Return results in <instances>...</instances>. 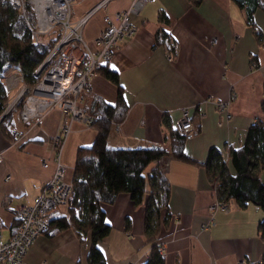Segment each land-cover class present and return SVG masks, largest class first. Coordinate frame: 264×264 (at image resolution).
I'll use <instances>...</instances> for the list:
<instances>
[{
    "label": "crops",
    "instance_id": "0c3cea01",
    "mask_svg": "<svg viewBox=\"0 0 264 264\" xmlns=\"http://www.w3.org/2000/svg\"><path fill=\"white\" fill-rule=\"evenodd\" d=\"M131 5V0H74L70 20L82 35L81 50L97 52L95 39L107 25L104 16L117 23L116 14ZM160 12L167 16L166 22L159 19ZM130 22L134 32L122 40L107 63L118 73L127 105L124 119L111 125L108 146L171 149V131L177 129L183 111L192 117L194 135L184 142V153L193 162L166 156L153 163L164 170L170 185L168 210L160 211L156 240L164 244L163 264H255L264 252V238L258 233L262 210L253 204L241 208L229 200L226 209L210 211L217 196L203 163L210 148L225 152L229 145L239 146L254 121L264 123V11L254 13L260 35L232 0H200L198 4L155 0L132 13ZM252 59L255 68L250 67ZM116 91V84L96 72L85 110L95 115L100 103L114 105ZM221 102L227 104L230 119L220 111ZM63 119L61 110L52 107L16 141L0 129L3 239L18 229V208L32 204L53 174L56 158L51 141L60 133ZM96 133L91 125L69 120L59 151L67 180L72 182L77 149L90 146ZM260 176L264 182V171ZM4 196L10 197L7 204ZM102 208L111 226L98 243L106 263H144L152 248L145 234V198L135 205L122 192ZM54 231L51 225L34 239L23 264H90L89 232L79 236L73 227Z\"/></svg>",
    "mask_w": 264,
    "mask_h": 264
},
{
    "label": "trees",
    "instance_id": "16d2710c",
    "mask_svg": "<svg viewBox=\"0 0 264 264\" xmlns=\"http://www.w3.org/2000/svg\"><path fill=\"white\" fill-rule=\"evenodd\" d=\"M188 1L198 4L200 0ZM232 1L245 11L246 23L255 28L254 13L257 9L264 11V0ZM159 19L166 22L167 16L160 12ZM33 22L34 13L28 3L25 5L24 16L9 0H0V116L7 103L4 87L6 73L11 68H17L25 82L34 86L41 76L36 74L38 66L49 55L53 44L59 38L54 30L38 35L34 41L31 33ZM255 32L260 35L257 28ZM168 48L172 52L175 50L169 42ZM97 72L116 84V103L99 104L95 114L98 117L90 123L97 132L95 139L90 146L77 149L67 213L51 218L48 229L51 225H54L55 231L73 227L79 236L89 232V263L107 264L98 246L111 229L105 220L102 204L113 203L122 192L128 193L135 205L145 198V234L148 242L152 243V248L142 264H163V255L156 240L160 211L168 210L170 185L164 170L153 163L166 156L193 162L184 153L185 136L178 128L171 131V149L159 145L109 147L107 139L111 125L124 119L127 105L118 73L107 64L101 65ZM21 103L22 98H19L0 121V129L7 138H13L11 114ZM261 106L264 114V100ZM164 121L169 125L167 117ZM203 165L219 200L225 203L234 200L241 208L253 204L262 210L263 217L258 223V233L264 238V182L260 176L264 171L263 121L257 119L248 127L239 146L229 145L225 152L215 147L210 148ZM168 215L166 212L164 220H167ZM255 264H264V252Z\"/></svg>",
    "mask_w": 264,
    "mask_h": 264
},
{
    "label": "built area",
    "instance_id": "2783aa9c",
    "mask_svg": "<svg viewBox=\"0 0 264 264\" xmlns=\"http://www.w3.org/2000/svg\"><path fill=\"white\" fill-rule=\"evenodd\" d=\"M25 16V5L28 3L34 13L31 33L34 41L37 36L56 30L58 40L53 44L49 55L38 66V82L29 86L17 68H11L5 75L4 87L7 103L4 112H9L14 104L22 98L19 108L11 114L12 140H18L25 132L35 126L52 107H58L64 119L60 133L53 137L51 143L55 152L56 166L51 177L43 184L32 204L18 208V229L8 238L0 234V264H23L25 253L34 239L46 232L49 220L64 214L68 210V201L72 193V182L66 179V166L59 161V151L64 137L69 132V120H79L86 125L97 118V115L85 110L84 102L90 82L97 69L107 64L114 51L120 48L123 39L134 32L130 15L138 13L147 2L155 0H131L129 9L116 14L117 23L109 15L104 16L106 27L99 32L95 41L99 49L95 53H86L80 48L82 35L72 26L70 15L74 0H9ZM81 23V22H80ZM257 66L255 60L250 67ZM220 111L230 119L226 103H219ZM177 128L185 139L193 137L192 117L184 110L178 120ZM47 166V161L42 160ZM9 176H5L8 180ZM10 201L4 196L3 203ZM226 209L227 205L218 198L209 205V210ZM162 253L163 243L158 244ZM133 264V263H128Z\"/></svg>",
    "mask_w": 264,
    "mask_h": 264
},
{
    "label": "water",
    "instance_id": "95a60500",
    "mask_svg": "<svg viewBox=\"0 0 264 264\" xmlns=\"http://www.w3.org/2000/svg\"><path fill=\"white\" fill-rule=\"evenodd\" d=\"M6 113H7V112H4V113L1 115V118H0L1 120L3 119V117H5Z\"/></svg>",
    "mask_w": 264,
    "mask_h": 264
},
{
    "label": "rangeland",
    "instance_id": "374dc122",
    "mask_svg": "<svg viewBox=\"0 0 264 264\" xmlns=\"http://www.w3.org/2000/svg\"><path fill=\"white\" fill-rule=\"evenodd\" d=\"M253 60V59H252ZM0 118H1V116H0ZM0 121H1V119H0Z\"/></svg>",
    "mask_w": 264,
    "mask_h": 264
}]
</instances>
